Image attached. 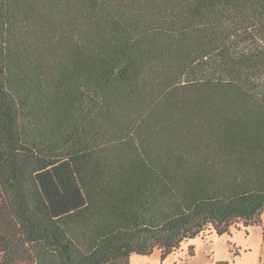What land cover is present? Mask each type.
Returning <instances> with one entry per match:
<instances>
[{
	"label": "trees",
	"instance_id": "obj_1",
	"mask_svg": "<svg viewBox=\"0 0 264 264\" xmlns=\"http://www.w3.org/2000/svg\"><path fill=\"white\" fill-rule=\"evenodd\" d=\"M263 214L264 0H0V264L163 260Z\"/></svg>",
	"mask_w": 264,
	"mask_h": 264
},
{
	"label": "rangeland",
	"instance_id": "obj_2",
	"mask_svg": "<svg viewBox=\"0 0 264 264\" xmlns=\"http://www.w3.org/2000/svg\"><path fill=\"white\" fill-rule=\"evenodd\" d=\"M189 247L193 255H188ZM234 252L238 256L233 257ZM226 260L230 264H264V214L261 223L245 228H232L229 234L204 235L182 245L180 251L161 259L159 250L149 256L132 254L129 264H215Z\"/></svg>",
	"mask_w": 264,
	"mask_h": 264
}]
</instances>
